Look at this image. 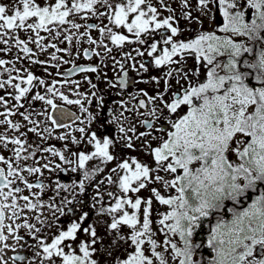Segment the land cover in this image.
Segmentation results:
<instances>
[{
    "label": "snow or ice",
    "instance_id": "6c2138e0",
    "mask_svg": "<svg viewBox=\"0 0 264 264\" xmlns=\"http://www.w3.org/2000/svg\"><path fill=\"white\" fill-rule=\"evenodd\" d=\"M92 18L100 23L78 22ZM205 18L216 22L212 31L203 30ZM181 20L195 31L194 38H181ZM93 29L99 39L89 35ZM121 29L132 38L118 31ZM19 31L34 34V38L21 39L16 34ZM41 32L67 47L46 42ZM156 36L159 42L153 39ZM84 41L94 46L83 49L86 60L100 56L98 49L103 48L113 67L123 70L124 63L112 55L115 48L121 50L124 62L146 55L157 69L168 67L162 85L153 77L158 85L154 95L141 90L138 95L147 99L137 101L133 95L131 100L137 103L131 107H127L128 101H119L123 111L112 121L118 138H98L86 127L63 123L72 118L73 124L91 125L94 116L85 102L91 105L95 99L101 107L104 104L96 91L82 93L81 82L70 79L76 73H97L101 79L98 66L73 63L66 73L59 72L60 64L71 61L57 53L72 57V49L79 51L77 46ZM30 43L39 51L33 52ZM0 44L8 46L0 52L15 47L23 53L17 60L28 58L31 64L44 66L45 72L52 67L62 76L49 83L29 69L16 68V61L5 68L9 61L0 59V68L8 72L7 79H0V90L6 92L0 95V108L4 109L0 126L14 133H0V150L11 152L10 157L0 155V264H100L95 258L100 251L111 257V264H264V0H16L11 14L7 6L0 5ZM126 44L146 48H134L133 56L122 51ZM48 49L54 51L47 59H39ZM139 68L148 71L144 63ZM173 79L179 86L175 91ZM84 80L97 89L87 76ZM126 83L120 78L121 88ZM8 87L13 91L7 92ZM65 87L77 98L70 99L61 91ZM34 88L43 89L44 94L33 93ZM23 100L29 101V108ZM56 100L78 105L80 113L88 115L72 116L59 109ZM34 101L47 107L34 112L30 110ZM146 108L147 113L139 111ZM57 111L59 117L54 118ZM125 111L150 117L139 121L146 131L137 133L136 122ZM17 115L26 124L10 119ZM60 128L69 131L53 137ZM29 133L41 141L55 138L65 143L62 149L29 143ZM69 139L75 151L67 143ZM134 140L141 142L140 148L151 161L132 157L118 162L111 169L115 178L108 175L97 183L92 206L100 205L98 218H109L104 221L106 236L101 237L96 227L99 219L84 226L89 213L76 216V197L116 160L118 143L135 150ZM84 141L91 145L90 150H82ZM93 162L97 163L90 167ZM45 170L79 172L82 178L71 185L46 183ZM105 182L116 189L107 191L111 201L107 207L100 187ZM142 191L149 195H140ZM48 192L53 194L45 201ZM156 205L164 210H157ZM205 221L209 222L207 238L197 242L195 237ZM53 228L56 231L49 235ZM21 230L24 236L19 234ZM25 236L33 243L28 244ZM25 247L32 249L30 259L19 254ZM204 248L210 251V259L203 256ZM121 249L124 255H116ZM9 250L17 255L9 257Z\"/></svg>",
    "mask_w": 264,
    "mask_h": 264
},
{
    "label": "flooded vegetation",
    "instance_id": "af4514ba",
    "mask_svg": "<svg viewBox=\"0 0 264 264\" xmlns=\"http://www.w3.org/2000/svg\"><path fill=\"white\" fill-rule=\"evenodd\" d=\"M170 3H172V0H169ZM0 5H4L7 6L9 8V14H11V8L13 6L16 5V0H0ZM173 7H177V5L175 3L172 4ZM164 15H167V13L165 12ZM177 15H179V9L177 7ZM79 23L84 24V23H89V24H99L100 21L98 19L92 18L89 19L88 21H79ZM105 23H107V21H105ZM180 27H182L184 29V34L181 37L182 39H192L195 36V31H191L188 28V25L186 24V22H184L183 20L180 21ZM216 27V22L210 19L205 18L204 19V25H203V30L205 31H212L214 28ZM81 31H84V29L82 28ZM121 31L123 34H127L123 29L118 30ZM19 38L21 39H27L29 37V35H32V37L34 38V34H30V33H25L23 31H19L16 33ZM41 35L46 37V42H53V43H57L59 47L64 48L67 47V44L64 43H59V41H55L52 40L51 36H49V34L47 32H41ZM89 35H92L94 39H99V34L98 32H96L94 29L91 30L89 32ZM129 35V38H132ZM10 40V43H14L13 41H11V37H7ZM154 40H156L157 42H159V37L156 36L153 38ZM107 42V41H106ZM109 46L110 43H109ZM160 47H162V45H159ZM7 45H3L0 44V48H7ZM29 47L32 49L33 52H38L39 50L36 48L35 44L30 43ZM94 46H90L86 41L82 42L81 45L77 46V48L79 49V51H77L76 48L72 49L73 52V56L72 57H68V56H64L63 53H57L58 56H63L64 59H68L71 62L68 64H60L59 67V72L61 74L66 73L67 70L69 68L73 67V63L77 66L83 65V66H88V65H95L98 66L101 69L100 72V76L102 77L101 79H97V73H76L75 75H73L72 77H70V79L72 80H77L81 82L80 85V89L79 91L82 93H87L88 95H91L92 91H96L97 92V96L103 97V107H101L99 104L96 103V100L93 99V102L91 105L87 104V102H85V107H87L89 109V112L94 116V120L92 122L91 125H81L78 122H76L75 124H73V119L72 118H68L63 120V123L66 124H70L73 125V127H86V131L88 133L90 132H96L98 134V138H102L103 135H109L111 137H115L118 138L119 137V133L117 131V126L116 123L112 122L113 121V117H118L120 118V113L121 111H123V109L120 107L119 101L121 100H125L128 101V105L127 107H131L133 104L137 103V101L139 99H147L146 97L140 96L138 95V93L142 90L144 92H147L149 95H154L156 93V91L158 90V85L155 83V80H153V77H155L156 79H159L161 81V85L163 83V78H164V73L168 71V67H163L160 69H157L151 62V58L147 57L146 55L144 57H136L135 61H127L124 62L122 55H121V50L120 49H115L113 50L112 55L117 59V60H121V62L124 63V69L121 70L119 68V66L113 67V60L110 59L109 57L105 56L104 54V50L103 48L98 49L99 52L101 53L100 56H94L91 60H86L83 58V49H89L91 50V48ZM134 48H140L142 51L145 50L146 45L145 46H141L138 44H132V45H125L123 48V52H132V55L135 56V52L132 51ZM54 49H48L47 53H40L38 58L41 60H45L48 58V55L53 52ZM23 53H20L19 50L15 47H13L11 49L10 52H0V59H4L6 61H9L8 64L5 65V68H11L12 67V61H16L15 67L18 69H29L30 71L33 72L34 75L39 76L41 78H44L45 80H47L49 83L55 79L57 81L62 80V76H58L57 73V69L52 68V67H48L47 72H45L44 66L41 65H34L31 64L28 58H24L22 60H17V57H22ZM101 57H103V62L101 61ZM250 58V57H249ZM50 63H58V62H50ZM140 63H144L145 67L148 69V71H144L142 69L139 68V64ZM191 63V61H190ZM135 64V69H133L132 65ZM5 68H0V79H7L8 77V72L5 71ZM50 72L52 73L51 76H49L47 73ZM126 73V76H125ZM12 75H16L15 72L12 73ZM87 76L92 83H95L97 85V89H91L90 85L87 83V81L84 80V77ZM120 78H124L126 80V84L123 88L120 87L119 85V80ZM196 79V78H193ZM200 80H203V77L200 78ZM109 83H114L116 84V87H110ZM172 84H173V88L172 90L175 91L179 86L176 85L175 80H172ZM59 87V84L57 85ZM13 89L11 87L7 88V92H12ZM35 91H40L41 94H44V90L43 89H39V88H34L33 89V93ZM61 91H63L66 95L69 96L70 99H76L77 97L72 95L71 92L69 91L68 87L62 88ZM0 95H6L5 90H0ZM137 96V101H133L131 100V96ZM30 99V97H29ZM58 106L59 109H62L70 114H72V116H81V118H85L88 113H80L79 111V106L78 105H66L64 104L62 101L56 100L55 101ZM14 101H11L10 104H14ZM22 103H24L25 108H29V101L28 100H23ZM47 106H44L42 104V102L40 101H34L31 104V109L30 110H34V112H40L43 108H45ZM151 107V105H149V108ZM0 111H4L3 108H0ZM21 112L24 111V109H20ZM50 111V109H49ZM140 112L143 113H147L148 109H139ZM124 115L126 117H129V119L133 120L136 122V128H137V133L141 132V131H146V129L144 127H142L139 123V121L144 120V119H150V117H148L147 115H143V116H136L133 113H129L127 111L124 112ZM54 118H58L59 117V112H55L53 113ZM34 119H36L37 117L33 116ZM0 119H2V117H0ZM10 119H13L16 122H20L22 124H26L25 121L22 120V117L20 116H15V117H10ZM122 119V118H121ZM30 126V125H29ZM125 127H127L128 125L125 124ZM69 131V129L66 128H60L57 129L54 133H53V137L59 136L65 132ZM7 135H14V133L11 132V130H7L5 126H0V133H5ZM75 136L79 137L80 133L75 132L73 133ZM131 135V133L129 134ZM153 135H158L157 133H153ZM29 143H36V144H40L42 146L45 145H51V146H55L58 149H62L63 145H64V141H60L58 139L52 138L45 141H41L38 137H35L33 134L29 133ZM67 143L69 144V146L72 148L73 151L76 150V146L75 145H71V141L69 139V141H67ZM134 143L137 145V149H127L125 147H123L122 143H118L114 149V153L116 155V160H114L112 163H110L106 168H105V172L99 174L97 177H95L91 182H88L86 184V192L82 195H78L76 197V200L79 201L78 203H76L74 205V207L76 208V216L78 217L81 212H88L89 213V217L87 219V221L85 222V225L90 224L91 221L94 222V219L98 220L103 224L105 220L109 219L108 217H97L96 215V211L97 209L100 207V205H97L96 208H93V200L92 197L95 195L96 193V185L97 183L104 179L105 176L111 175L115 178V174H113L111 172V169L116 167V164L118 162H123L124 160H130L132 157H136L138 160L140 161H144V162H150L151 158L147 155V153L145 152V150L143 148H140V141H135ZM153 146H155V141L152 142ZM83 147L82 150H90L91 149V145L87 144L86 141L82 142ZM11 147V146H9ZM0 155H4L6 157H10L11 156V152L3 149L0 150ZM44 156H47L48 154L45 153L43 154ZM38 159L40 158L39 156L37 157ZM42 163L45 161H41ZM58 162V161H57ZM29 163H31V161H29ZM95 163L97 162H93L91 166H95ZM44 177H45V182L47 183L49 180L51 181H59L62 184H67V185H71L73 184V182L79 183L80 179L82 178L81 173L77 172V173H73L71 171L64 173V172H52L49 173L46 170L44 171ZM30 180H33V182H35V178L34 177H29ZM55 185L53 184V187ZM101 190L104 193V206L107 207L108 204L111 202L108 200L107 198V191L111 190V191H116L115 186H110L108 185L106 182L105 184L101 185ZM78 192V189L76 190ZM147 191H142L140 193V195L147 197ZM25 194H27V192H25ZM53 193L48 192L43 196V199L45 201H47L49 199V197L52 195ZM62 195H69L68 193H62ZM57 202H59V200H57ZM250 202V201H249ZM228 206H231V204L229 203ZM237 210H240V208L238 207ZM211 221L213 222V219H211ZM33 223H35V220H32ZM54 230H50L49 235H51L53 232L56 231L55 228H53ZM105 230H101V232ZM20 235L24 236L25 232L24 230H21ZM100 234V233H99ZM103 234V235H102ZM102 237L106 236V232L105 234L102 233ZM25 241H27L28 244L33 243L31 237L25 236ZM12 241H10L11 243ZM200 242V241H198ZM105 244L108 243V240L106 239L104 241ZM210 253V251H209ZM20 255H24L26 257V259H30L32 257V249L25 247L20 253ZM7 255L9 257H12L14 255H17V253L12 252L11 250H9L7 252ZM255 255L257 256V258L259 257L258 253H255ZM16 264H25V262H21V261H17Z\"/></svg>",
    "mask_w": 264,
    "mask_h": 264
},
{
    "label": "rangeland",
    "instance_id": "374dc122",
    "mask_svg": "<svg viewBox=\"0 0 264 264\" xmlns=\"http://www.w3.org/2000/svg\"><path fill=\"white\" fill-rule=\"evenodd\" d=\"M162 175H163V173H162ZM147 195H149V193H147ZM155 207H156L157 210H160V211H163V210H164V209H163L161 206H159V205H156ZM96 221H97V220L94 219V222L91 221L90 224H94V223H96ZM86 226H87V225H86ZM96 227H97L98 234L100 233L99 235L102 237V235H103L102 233L105 234L104 231L101 232L102 229L104 230V223L102 224V223L100 222V223L96 224ZM51 230L53 231L54 229H51ZM124 231L127 232L128 229L125 228ZM101 234H102V235H101ZM81 238H82V239H86V237H84L83 235L81 236ZM97 247L99 248L100 245H97ZM203 250H204V249H203ZM206 252H207V251H206ZM116 255H118V256H122V255H124L123 249H121L120 252L116 253ZM254 255H255V253H254ZM95 258L99 260L100 264H111V257H109V256L107 255V253H105V252H103V251L97 252V253L95 254ZM258 258H259V257H258Z\"/></svg>",
    "mask_w": 264,
    "mask_h": 264
},
{
    "label": "trees",
    "instance_id": "16d2710c",
    "mask_svg": "<svg viewBox=\"0 0 264 264\" xmlns=\"http://www.w3.org/2000/svg\"><path fill=\"white\" fill-rule=\"evenodd\" d=\"M229 207H231V206H229ZM225 218L226 219L230 218V214H229V216H226ZM211 223L214 224L215 223V219H213V222L211 221ZM208 224H209V222L205 221L204 227L199 231L198 235L195 237L197 242L198 241H202V240H206L207 234H208ZM202 252H203V256L206 259H210V253H209V250L207 248H204V250H202Z\"/></svg>",
    "mask_w": 264,
    "mask_h": 264
}]
</instances>
